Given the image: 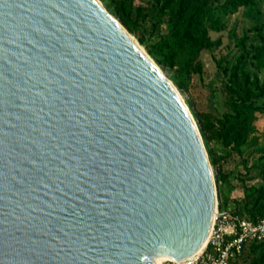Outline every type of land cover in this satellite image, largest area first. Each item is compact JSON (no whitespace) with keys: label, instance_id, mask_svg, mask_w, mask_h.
<instances>
[{"label":"water","instance_id":"water-1","mask_svg":"<svg viewBox=\"0 0 264 264\" xmlns=\"http://www.w3.org/2000/svg\"><path fill=\"white\" fill-rule=\"evenodd\" d=\"M216 217L198 123L101 1L0 0V264H188Z\"/></svg>","mask_w":264,"mask_h":264},{"label":"rangeland","instance_id":"rangeland-1","mask_svg":"<svg viewBox=\"0 0 264 264\" xmlns=\"http://www.w3.org/2000/svg\"><path fill=\"white\" fill-rule=\"evenodd\" d=\"M102 1L123 23L117 10L128 0ZM131 1L134 30L123 24L158 61L194 114L210 156L218 206L223 211L245 208L247 202L264 194V94L259 98L250 95L246 101L240 96L246 88L250 92L264 91V0H210L209 4L217 7L214 16L221 28L208 29L217 46L198 55L173 53L174 45L167 38L180 28L169 20L174 4L165 0ZM258 25L263 27L262 33ZM258 48L263 50L261 60ZM240 57L246 61L244 70L249 74L246 86L240 71L233 74ZM250 104L255 110L239 114L237 107ZM236 116L254 127L242 144L236 140ZM263 255L264 245L248 252L238 264H256Z\"/></svg>","mask_w":264,"mask_h":264},{"label":"trees","instance_id":"trees-1","mask_svg":"<svg viewBox=\"0 0 264 264\" xmlns=\"http://www.w3.org/2000/svg\"><path fill=\"white\" fill-rule=\"evenodd\" d=\"M210 0H165L167 4H174L175 7L169 11V20H174L176 23L180 24L179 30L173 32L168 36L169 40L174 45V54L181 51H189L194 55L200 54L204 49L213 50L217 46V42L212 40L209 36L208 29H220L221 25L215 18V13L217 12V7L213 4H209ZM132 1H123L119 6L117 13L124 24L134 30L135 20L132 18L133 6ZM239 4H243L240 2ZM262 28L260 25L257 26L259 33H262ZM261 48L257 49V57L259 60L262 59ZM246 61L244 58L240 57L236 65L233 67V74L238 75L240 71L245 79L244 84L249 80V74L244 70ZM264 88V86H263ZM264 91H247V88L243 94H241V99L246 101L250 98V95H254L256 98L261 97ZM239 114L246 113L247 111L255 110V107L250 105L237 107ZM196 117L201 121L198 114ZM234 125L237 126V137L236 140L239 144L244 143L249 133L253 132L254 127L251 123H247L244 120H239L238 116L234 121ZM240 136V137H239ZM264 193V189H263ZM234 212L241 214L247 218L254 221H258L264 218V194H260L256 200L247 202L245 208L237 207ZM264 242L254 241L247 244L241 255H239L232 264H238L239 260L246 255L248 252L261 248ZM264 263V255L259 259L256 264Z\"/></svg>","mask_w":264,"mask_h":264},{"label":"built area","instance_id":"built-area-1","mask_svg":"<svg viewBox=\"0 0 264 264\" xmlns=\"http://www.w3.org/2000/svg\"><path fill=\"white\" fill-rule=\"evenodd\" d=\"M254 241L264 242V218L254 221L218 206V217L205 248L188 264H232L244 247ZM163 264H181L166 260Z\"/></svg>","mask_w":264,"mask_h":264},{"label":"bare ground","instance_id":"bare-ground-1","mask_svg":"<svg viewBox=\"0 0 264 264\" xmlns=\"http://www.w3.org/2000/svg\"><path fill=\"white\" fill-rule=\"evenodd\" d=\"M101 3L103 4V6L106 7V5L104 4V2L102 0H100ZM113 13V12H112ZM111 17L113 18V20L115 21V23L117 24V26L120 28V30L126 35V37L138 48V50L145 56L146 59L149 60V62L156 68V70L163 75V77H165L169 83H171V85L173 86L174 90L176 91V93L179 95V97L183 100V102H185V104L188 106L187 101L185 100V98L183 97V95L181 94V92L178 90V88L172 83V81L168 78V76L166 75V73L164 72V70L162 69V67L157 63L158 61H156L150 54L149 52L139 43V41L130 33V31L127 29L126 25H124L118 18L117 16H114L113 14H111ZM189 107V106H188ZM190 109V108H189ZM192 113V112H191ZM194 119H195V123H197V120L194 116V114L192 113ZM208 242V240H207ZM206 242V244H207ZM205 244V246H206ZM204 246V248H205ZM203 248V249H204ZM202 249V250H203ZM173 260L169 257H161L160 258V263L163 264L164 261L166 260Z\"/></svg>","mask_w":264,"mask_h":264}]
</instances>
